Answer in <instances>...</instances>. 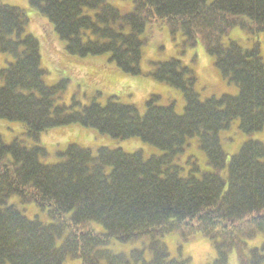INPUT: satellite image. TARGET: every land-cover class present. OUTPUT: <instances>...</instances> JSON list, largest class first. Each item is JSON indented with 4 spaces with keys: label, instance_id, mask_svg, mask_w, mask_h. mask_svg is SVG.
I'll return each mask as SVG.
<instances>
[{
    "label": "trees",
    "instance_id": "1",
    "mask_svg": "<svg viewBox=\"0 0 264 264\" xmlns=\"http://www.w3.org/2000/svg\"><path fill=\"white\" fill-rule=\"evenodd\" d=\"M128 1L129 10L109 0H27L35 11L30 16L26 7L0 0V53L11 58L0 69V118L22 123L35 141L76 124L118 140L139 139L156 151L144 157L71 143L51 157L41 143L7 142L0 134V264H191L181 248L197 235L214 247L208 264H229L230 255L236 264H264V141L246 138L229 158L220 142L236 119L245 135L264 128L257 46L224 40L235 27L264 31V0ZM35 16L64 44L61 64L108 54L121 74L140 75L146 28L154 24L182 36V49L200 43L238 92L200 98L194 71L169 58L153 62L148 75L181 91V113L159 104L158 96L145 101L143 112L115 97L65 104L59 94L66 80L44 81L40 40L27 31ZM191 143L204 155L201 164L179 161ZM172 234L176 257L162 241ZM138 240L145 241L142 248L127 252L112 246Z\"/></svg>",
    "mask_w": 264,
    "mask_h": 264
},
{
    "label": "rangeland",
    "instance_id": "2",
    "mask_svg": "<svg viewBox=\"0 0 264 264\" xmlns=\"http://www.w3.org/2000/svg\"><path fill=\"white\" fill-rule=\"evenodd\" d=\"M109 1L118 8H125L126 10L131 8V3L128 0ZM2 2L24 6L28 15L35 14V11L29 8L27 0H2ZM43 19L35 16L34 20L29 23L27 31L34 33L40 40L41 66L46 70L45 83L54 85L66 80V87L59 94V101L65 104H69L73 99L78 101L80 105L87 104L92 100L105 103L106 100L115 97L119 102L133 104L140 112H143L145 101L152 96H158L159 104H173L175 111L181 113L184 106L181 91L166 83L158 82L148 75V72L153 68V62H161L169 58L181 60L183 64L194 71L197 78L194 88L200 98L219 97L223 94L233 96L238 92V88L234 84L227 83L220 76L218 69L214 66L213 57L205 52L200 43L196 44L195 47L182 49L180 45L183 40L182 36L172 37L165 27L158 28L154 24L147 25L146 28L149 38L140 62V75L121 74L115 69L114 64L108 60V54L75 57L79 58L77 62L64 60L65 62L61 64L60 60L62 61L63 56L58 49L61 48L65 52L64 44L62 46L57 39L54 38L55 42L50 38L49 30L51 28L47 24L48 22L46 23ZM52 31L50 30L51 33H53ZM230 39L237 41L244 48L257 46L264 64V31L257 34H248L235 27L224 38L226 41ZM10 60L9 56L0 53V69ZM92 71L96 73L95 77L94 73L90 75ZM24 132L25 127L22 123L0 118V134L5 141L9 142L15 137H19L25 139L27 145H33L35 142L41 143L51 157H55L56 153L62 152L71 143L87 147L93 151L100 146L121 148L125 152L141 151L144 157L156 152L153 147L139 139L118 140L100 134L95 129L76 124L50 129L42 133L38 141L28 138L23 134ZM246 138L264 141V128L261 131L245 135L239 132L238 120L236 119L220 133V142L227 153V158L238 150L240 143ZM203 157V153L195 144L191 143L179 161L187 163L186 160H195V162L201 164ZM96 228L101 230L99 226ZM257 240L259 238L254 240L253 243ZM162 241L167 245L170 255L176 257L178 235H166L162 238ZM144 243L143 240L127 243L114 242L112 246L115 251L127 252L142 248ZM181 253L182 256L190 258L191 264H208L215 256L212 242L198 235L183 243ZM228 263L236 264L233 255L229 256ZM64 264H73V262Z\"/></svg>",
    "mask_w": 264,
    "mask_h": 264
}]
</instances>
